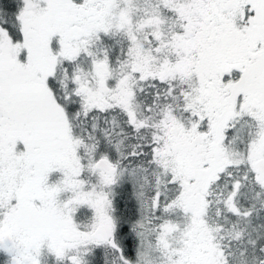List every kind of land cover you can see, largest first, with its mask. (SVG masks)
<instances>
[{
	"label": "snow or ice",
	"instance_id": "snow-or-ice-1",
	"mask_svg": "<svg viewBox=\"0 0 264 264\" xmlns=\"http://www.w3.org/2000/svg\"><path fill=\"white\" fill-rule=\"evenodd\" d=\"M0 264H264V0H0Z\"/></svg>",
	"mask_w": 264,
	"mask_h": 264
}]
</instances>
